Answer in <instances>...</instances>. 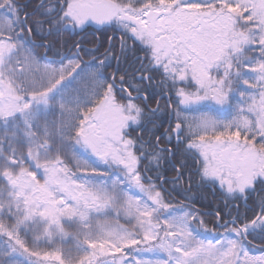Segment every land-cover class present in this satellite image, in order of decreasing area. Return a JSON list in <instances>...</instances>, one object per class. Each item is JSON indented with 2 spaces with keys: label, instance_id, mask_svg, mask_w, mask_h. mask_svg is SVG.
<instances>
[{
  "label": "snow or ice",
  "instance_id": "snow-or-ice-1",
  "mask_svg": "<svg viewBox=\"0 0 264 264\" xmlns=\"http://www.w3.org/2000/svg\"><path fill=\"white\" fill-rule=\"evenodd\" d=\"M0 264H264V0H0Z\"/></svg>",
  "mask_w": 264,
  "mask_h": 264
},
{
  "label": "trees",
  "instance_id": "trees-1",
  "mask_svg": "<svg viewBox=\"0 0 264 264\" xmlns=\"http://www.w3.org/2000/svg\"><path fill=\"white\" fill-rule=\"evenodd\" d=\"M209 197H210V194H209ZM211 225H209V227H210Z\"/></svg>",
  "mask_w": 264,
  "mask_h": 264
},
{
  "label": "flooded vegetation",
  "instance_id": "flooded-vegetation-1",
  "mask_svg": "<svg viewBox=\"0 0 264 264\" xmlns=\"http://www.w3.org/2000/svg\"><path fill=\"white\" fill-rule=\"evenodd\" d=\"M211 227V226H210Z\"/></svg>",
  "mask_w": 264,
  "mask_h": 264
}]
</instances>
